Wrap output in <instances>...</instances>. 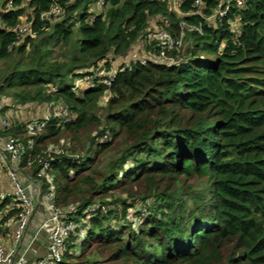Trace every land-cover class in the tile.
Here are the masks:
<instances>
[{
  "label": "trees",
  "instance_id": "16d2710c",
  "mask_svg": "<svg viewBox=\"0 0 264 264\" xmlns=\"http://www.w3.org/2000/svg\"><path fill=\"white\" fill-rule=\"evenodd\" d=\"M27 1L37 40L17 32ZM98 1L59 0L63 14L44 22L53 0H0L1 114L62 102L71 115L66 123L52 117L37 137L24 123L3 133L26 147L25 167L49 145L70 143L67 155H53L56 201L75 206L87 236L78 256L70 254L72 239L65 261L264 264V0H245L244 9L233 3L213 26L193 15L180 19L157 0H105L107 11L95 15ZM202 2L206 17L220 5ZM156 16L170 19L174 33L181 20L201 26L202 33H188L179 65L136 62L110 88L96 82L73 91L84 72L128 54ZM236 20L238 36L230 30ZM75 28L69 58L53 62L49 44H69Z\"/></svg>",
  "mask_w": 264,
  "mask_h": 264
},
{
  "label": "built area",
  "instance_id": "2783aa9c",
  "mask_svg": "<svg viewBox=\"0 0 264 264\" xmlns=\"http://www.w3.org/2000/svg\"><path fill=\"white\" fill-rule=\"evenodd\" d=\"M157 1L166 2L169 11L180 19L186 15H193L201 17L210 26L222 24L229 15L233 3L239 9H244L246 6L245 0H219L220 5L215 13L206 17L202 0H195L193 10L187 14L181 10L186 0ZM95 5L100 11L99 14H103L106 7L105 0H99ZM62 14L63 8L59 0H53L50 9L41 14V20L52 22ZM94 19L95 15L92 16L91 21ZM179 27L180 31L174 33L170 19L161 16L150 18L146 34L140 37L141 42L131 62L118 69L108 68L106 62H102L97 68L84 72L82 77L75 79L73 91L87 89L94 86L96 82L110 88L118 72L130 69L136 62L143 65L149 62L167 66L179 65L189 45L188 33H202L201 26L190 25L184 20H181ZM230 30L234 35H239L240 25L237 20L230 21ZM17 32L20 37L35 38L37 35L33 28V20L24 25L20 24ZM49 88L51 93L57 92L55 85H51ZM106 97L109 96L106 95L104 98ZM45 105H33L38 113H43V116L24 123L25 131L31 138L40 135L52 117H56L64 123L71 118L69 109L62 102H50ZM31 107L20 108L29 109ZM0 119L2 120L0 127V175H6L10 183V189L0 191V264H67L65 258L72 239H76L75 249L70 254L78 256L82 242L87 236L86 222L79 223L75 220V206L70 205L62 208L57 205L56 201L52 169L53 155H67V147L70 146V143L62 139L57 145H49L47 150L37 158L32 159L29 156L25 167L23 163L26 161V147L20 138L3 134L5 130L16 127L18 122L6 119L2 115ZM65 143L66 147L63 146ZM28 146L32 150L34 140L31 139ZM35 164L41 167L36 175H33L31 170ZM35 185H37V189ZM94 210L96 209H91L84 215H88ZM39 215L44 216L42 222L37 219ZM42 239L44 241L47 239V243H41L39 249L44 248L47 253L45 256H38L37 252L32 249ZM30 254L34 258L30 259Z\"/></svg>",
  "mask_w": 264,
  "mask_h": 264
},
{
  "label": "rangeland",
  "instance_id": "374dc122",
  "mask_svg": "<svg viewBox=\"0 0 264 264\" xmlns=\"http://www.w3.org/2000/svg\"><path fill=\"white\" fill-rule=\"evenodd\" d=\"M27 4H28V1L27 2H25L24 3V7H26V9H27V11H26V13H25V15H24V17H23V19H22V21H21V25L23 24H25V23H27L28 21H31L32 20V18H31V13H32V10L31 9H28L27 8ZM93 12H94V14L95 15H97V14H99V10H98V8L96 7V5H93ZM107 11V10H106ZM106 11H104L103 10V13H105ZM77 28H75V34H74V36H73V38H72V40H71V42L69 43V44H67V45H65V44H60V45H53L52 43L51 44H49V49L51 50V60L53 61V62H55V61H59V62H66L67 61V59L69 58V55H70V53H71V47L74 45V43H75V41L78 39V33H77V30H76ZM43 37V36H42ZM36 40L37 39H39V38H37V35H36ZM34 38V39H35ZM188 40V39H187ZM140 42H141V39L139 38L138 39V41H136L135 42V44L132 46L133 48L132 49H134V47H136L137 49H138V47H139V44H140ZM30 49H31V46L28 48V51L30 52ZM110 58H112V57H110ZM123 58H126V55L125 56H123ZM132 59V58H131ZM132 60H129V61H127L126 63H129V62H131ZM126 63H124V64H126ZM123 64V65H124ZM122 65V66H123ZM122 66H118V67H114L113 65L112 66H110V67H112V69H118V68H120V67H122ZM2 69H4V62H1L0 61V70H2ZM3 98H5V97H0V109L3 107L2 106V101H3ZM107 97L106 98H103L102 99V101H101V106L103 107V106H105V104H106V102H107ZM2 102V103H1ZM43 106L45 105V104H42ZM46 106V105H45ZM4 111V110H3ZM10 110H5V112H3V114H1V111H0V117H1V115L3 116V117H5L6 119L8 118V119H10L11 121H16V122H18V123H25L26 121H29L30 119H34V118H41L42 116H43V113L42 112H39L38 114H34V115H32V116H28L27 114H26V112H25V116H23L22 114H23V111H22V109H13V112L12 113H10L9 112ZM26 111H28V110H26ZM8 113H10V114H8ZM100 115H103V113H100ZM9 121V120H8ZM2 120L0 119V127L2 126ZM103 141H107V140H103ZM63 146H65L66 147V143L63 145ZM68 148H70V146H68L67 147V149ZM84 149H86V148H84ZM84 149H82L83 151H85ZM111 159V155H108V156H106V157H103V159L101 158V160H100V168H104V166H105V164H107V162L109 161ZM36 187V189H37V185H35ZM34 194V196H35V193H33ZM123 198H126V196L124 195L123 196ZM109 201H110V199H108ZM132 218H134V217H132ZM38 221L39 222H42L43 220H44V216H41V215H39L38 216ZM41 243H44V244H46L47 243V239L44 241L43 239L40 241V243H38V244H36L35 246H34V248L32 249V251H34V252H37V255L38 256H45L46 255V249H44V248H40L39 249V245L41 244ZM81 253V250H79V254ZM29 258L31 259V258H34V256L32 255V254H30L29 255ZM104 264H108V263H104Z\"/></svg>",
  "mask_w": 264,
  "mask_h": 264
},
{
  "label": "crops",
  "instance_id": "0c3cea01",
  "mask_svg": "<svg viewBox=\"0 0 264 264\" xmlns=\"http://www.w3.org/2000/svg\"><path fill=\"white\" fill-rule=\"evenodd\" d=\"M137 53V48L135 47L134 49H131L128 54H126V58H123V57H112L111 58V66L113 65L114 67H118V66H122L124 63H126L127 61L129 60H132L135 56V54ZM132 58V59H131ZM26 108V107H24ZM22 108L23 110V116H25V112L28 116H32L34 114H38V112L36 111V107H31V108H27V109H24ZM28 110V111H26ZM13 112V111H12ZM32 114V115H31ZM4 189H10V183H9V180L7 178L6 175H0V191L1 190H4Z\"/></svg>",
  "mask_w": 264,
  "mask_h": 264
}]
</instances>
